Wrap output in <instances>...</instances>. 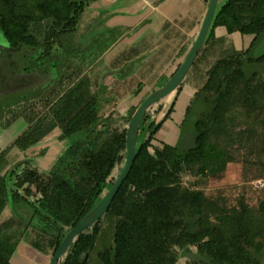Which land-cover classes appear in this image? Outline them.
I'll return each mask as SVG.
<instances>
[{
	"label": "trees",
	"instance_id": "1",
	"mask_svg": "<svg viewBox=\"0 0 264 264\" xmlns=\"http://www.w3.org/2000/svg\"><path fill=\"white\" fill-rule=\"evenodd\" d=\"M99 1L0 0V36L16 50L0 58V129L26 124L0 153V264H13L30 237L33 247L55 256L117 180L133 115L182 65L145 94L147 86L134 84L139 102L119 115L118 86L105 85L98 71L103 49L94 53L98 38L84 34L93 24L84 29V21ZM205 3L208 9L210 0ZM217 29L226 35L216 37ZM237 33L242 49L231 38ZM263 42L264 0L218 4L175 98L147 111L127 180L103 217L75 239L66 264H207L188 254L210 264H264V198L250 207L244 189L229 208L226 197L202 189L211 179L223 180L234 158L253 166V179L264 178V56L256 54ZM117 73L126 78L131 70L126 64ZM187 86L193 96L179 142L159 141ZM55 132L65 146L43 170L38 163ZM192 132L196 150H180ZM233 148L242 150L235 156ZM7 209L9 218L1 221Z\"/></svg>",
	"mask_w": 264,
	"mask_h": 264
},
{
	"label": "crops",
	"instance_id": "2",
	"mask_svg": "<svg viewBox=\"0 0 264 264\" xmlns=\"http://www.w3.org/2000/svg\"><path fill=\"white\" fill-rule=\"evenodd\" d=\"M197 5L202 7L200 15H198V9L197 11L195 10ZM206 11L205 0H101L93 5L90 14L84 21L83 28H87L89 26L87 24L90 21L93 24L84 32L87 38L84 39L88 40L95 37V33L99 35L105 34L104 38L107 43H110L102 44V47L105 46L107 48L104 47L103 56L100 58V70L104 69L102 76L105 85L119 87V85L127 83V85L143 84L144 86H154L163 74L168 73L170 75L174 69L178 68L180 63L184 62L194 45ZM191 12H193L192 16H194L192 18H190ZM96 21L100 23L98 26L94 24ZM120 29H124L121 32V36L115 33ZM183 30L186 33L185 42H187V38L189 41L187 42L186 52L182 54ZM218 32L222 34L219 35ZM110 33H115L116 35L114 36ZM225 35L224 29L216 30V37ZM238 35V33L234 34L231 38L236 47L242 49V39H240L242 41L241 47H238L235 42L238 39ZM139 44H144V46L140 47ZM114 51L115 53H113ZM109 54L112 55L107 58ZM139 61L140 67H130L131 64L135 65ZM126 64L131 73L126 78H121V76L119 78L117 71ZM117 94L119 96V92ZM192 96V87H185L170 120L165 123L166 126H163L157 136L159 141L171 145H176L179 142V127L182 124L183 115L178 116V114H184ZM183 99L186 102V108L184 111L181 109L180 112L178 105L182 103ZM131 106L133 107L134 105L131 104ZM131 108H128L125 113ZM174 118L176 120L171 121ZM25 243H20L13 257V264L51 263L50 255L39 254L36 249L31 247V244Z\"/></svg>",
	"mask_w": 264,
	"mask_h": 264
},
{
	"label": "rangeland",
	"instance_id": "3",
	"mask_svg": "<svg viewBox=\"0 0 264 264\" xmlns=\"http://www.w3.org/2000/svg\"><path fill=\"white\" fill-rule=\"evenodd\" d=\"M224 2H225V0H220L219 5H222ZM198 6L199 5H197V7H195V10L197 11V9H198V15H200L202 7H201V5L199 7ZM192 15H193V12H191L190 18L194 17ZM122 31H124V29H120L119 31H116L115 33L119 34V36H121ZM115 33H110V34L115 36L116 35ZM218 34L221 35L222 33L218 32ZM104 35L105 34L94 35L98 38L97 44H95L92 48V51L94 53L97 51L102 52V49H104V47H105V46L102 47V44L103 45L109 44V43H107V40L104 38ZM237 38L238 39L235 42H236L238 47H241L242 46V41L240 40L241 38L239 35L237 36ZM185 40H186V33H185V30H183V40L181 42L182 43V45H181L182 54L184 52H186L187 46H188L187 45V42L189 41L188 38H187V42H185ZM153 42H151V43H153ZM0 43L1 44L6 43L3 40L2 36H0ZM139 46L143 47L144 44H139ZM113 53H115V51ZM112 54H109L107 56V58H109V56ZM130 67H134V68L140 67V61L136 62L135 65L131 64ZM101 68H103V67H101ZM103 70L102 69L100 70V67H99V69H98L99 74H101V75L104 74V73H102ZM175 70L176 69H174L170 75H168V73H165L161 76V78L159 77V80H158L157 84L154 85V87H156V88L159 87V83H161V85L164 84L168 80V78L175 72ZM104 72H106V71H104ZM133 87H134V84L133 85H127V83H126L124 85H119V87L116 89V91L119 90V97H120L119 98L120 99L119 100L120 101L119 102V110H118L119 115H122V116L125 115L126 114L125 112L127 111V109L132 107L131 104L134 105V107H135L137 105V103L139 102L140 98L134 97L132 95L131 88H133ZM152 87L153 86H151V85L147 86L143 94L147 93ZM175 95H176V92L173 93L164 102V105H166L167 103H170L175 98ZM129 99H130V101H129ZM185 103L186 102H184V99L182 100V103H179V105H178L179 111L181 109L183 111L185 110V108H186ZM182 115L183 114H181V115L178 114V116H182ZM162 116L163 115H160L158 117V119H161ZM175 120L176 119L174 118L171 121H175ZM25 129H26V124L24 121L17 122L10 129H7V130H1L0 129V153H1V151H4L5 149H7ZM160 132H161V130H160ZM56 134H57V132H55V134H53L51 136V138H49L50 142H48V145H50V151L48 152L47 156L45 157V159H43L41 162L38 163L40 168H42L43 170H48L51 167L55 158L60 154L61 150L65 146V143H59L56 140ZM155 144H157V143H155ZM233 149L235 150V153H236V154H234L235 156L237 155V153L240 150H242V148H240V149L239 148L238 149L233 148ZM13 153H16L14 155L19 154L18 150H14ZM13 158H15V156L14 157L12 156L11 159H13ZM16 158L20 159V160L24 159L22 154H19V156H17ZM252 170H255V169L253 168V166L251 164L247 165L244 161L243 162L238 161L234 158V161L227 166L223 180L211 179L207 182V185H205L202 189H204L206 194L209 196L217 197L218 195H222V196L226 197L228 199L227 203L229 205V208L235 207L236 205H238V199L240 197H242L241 192L245 189L246 190V197L248 199V203H249L250 207H255L258 204V201L264 198V178L253 179V175L255 173H254V171L252 173ZM121 171H122V169L118 170L119 174ZM188 181H189V179H188ZM9 216H10V209H7L6 212L3 214L1 221L8 219ZM33 239L34 238H32V237L27 238V240L25 239V242H26L25 244H30L29 242L33 241ZM31 247L33 249H36L32 245H31ZM37 252L39 254L45 255L44 253L40 252L39 250H37ZM51 259H52V257H51ZM33 260H35V259H33ZM26 262L28 263L27 259H26ZM180 264H188V262H186V260L184 259L181 261Z\"/></svg>",
	"mask_w": 264,
	"mask_h": 264
},
{
	"label": "water",
	"instance_id": "4",
	"mask_svg": "<svg viewBox=\"0 0 264 264\" xmlns=\"http://www.w3.org/2000/svg\"><path fill=\"white\" fill-rule=\"evenodd\" d=\"M219 1L220 0H210L197 39L194 45L192 46V48L190 49L184 62L178 69V71L171 77V79H169V81L166 83V85L163 88L152 93L142 103V105L137 109V111L133 115L129 123L127 136H126V142H127L126 162L122 171L117 177V180L115 181L114 185L112 186L110 191L106 194V196L103 198V200L98 204V206L94 208L90 213H88L80 221V223L67 234L64 241L60 245L57 253L52 258L50 264H66L67 256L70 252L71 246L74 243L75 239L80 234H82L87 229H89L92 225L97 223L110 208L117 193L121 189L123 183L127 180L133 168L137 154V141L140 133V125L147 111L151 106L158 104L160 101L164 100L167 97H170L173 93H175L177 89L180 87V85L183 83V81L185 80L199 52L201 51L202 47L204 46L207 40ZM9 51H16V50L9 45L0 43V57H2L5 52H9ZM256 54L258 57L264 56V42L257 49ZM179 148L180 150L187 152L196 150L197 148L196 133L192 132L186 134L184 138L181 140L179 144ZM188 257L194 262L201 261L210 264L208 261H206L202 257H199L197 254H188Z\"/></svg>",
	"mask_w": 264,
	"mask_h": 264
},
{
	"label": "flooded vegetation",
	"instance_id": "5",
	"mask_svg": "<svg viewBox=\"0 0 264 264\" xmlns=\"http://www.w3.org/2000/svg\"><path fill=\"white\" fill-rule=\"evenodd\" d=\"M9 52H13V51H9ZM5 53H6V52H5ZM5 53H4V54H5ZM4 54H3V56H4ZM3 56H2V57H3ZM0 58H1V57H0Z\"/></svg>",
	"mask_w": 264,
	"mask_h": 264
}]
</instances>
